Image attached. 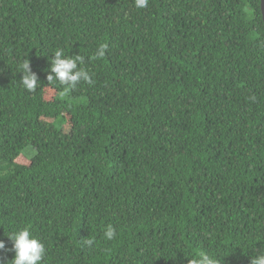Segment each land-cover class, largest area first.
<instances>
[{
	"label": "trees",
	"instance_id": "16d2710c",
	"mask_svg": "<svg viewBox=\"0 0 264 264\" xmlns=\"http://www.w3.org/2000/svg\"><path fill=\"white\" fill-rule=\"evenodd\" d=\"M58 48L91 85L47 81ZM18 227L42 264H250L264 246L261 0H0V259Z\"/></svg>",
	"mask_w": 264,
	"mask_h": 264
},
{
	"label": "clouds",
	"instance_id": "9594fccd",
	"mask_svg": "<svg viewBox=\"0 0 264 264\" xmlns=\"http://www.w3.org/2000/svg\"><path fill=\"white\" fill-rule=\"evenodd\" d=\"M148 5V0H135L137 8H145ZM104 47L100 46L96 55H104ZM50 64L47 74V81L58 83L61 86L75 88L80 81H84L91 85L93 80L89 73L78 64L82 63V57L79 55L66 54L63 48H58L54 51V56L49 57ZM20 72L23 73L21 83L28 91H35L39 84L37 74L32 70L29 61L27 60L22 66ZM104 238L113 240L116 236V231L112 226H107L104 229ZM11 242V248L8 251L14 253L11 260L0 259V264H42L46 249L44 243L39 240L28 227H18L10 231L7 235ZM88 245L94 243L89 239L86 241ZM6 249V242L0 239V251ZM188 257L193 261V264H220L217 258H213L205 252L198 254H190ZM250 264H264V246L256 251L251 257Z\"/></svg>",
	"mask_w": 264,
	"mask_h": 264
},
{
	"label": "rangeland",
	"instance_id": "374dc122",
	"mask_svg": "<svg viewBox=\"0 0 264 264\" xmlns=\"http://www.w3.org/2000/svg\"><path fill=\"white\" fill-rule=\"evenodd\" d=\"M45 97H46L47 99H52V97H53V92L47 90L46 93H45ZM61 121H63V124H64L63 128H64V130H65V131H68V130L70 129V124H69V122H67L65 119H61ZM17 162H18V163H23V164H25V163H26V164L29 163L28 159L24 158L23 156H20V157L17 159Z\"/></svg>",
	"mask_w": 264,
	"mask_h": 264
},
{
	"label": "water",
	"instance_id": "95a60500",
	"mask_svg": "<svg viewBox=\"0 0 264 264\" xmlns=\"http://www.w3.org/2000/svg\"><path fill=\"white\" fill-rule=\"evenodd\" d=\"M261 12H262V17L264 21V0H261Z\"/></svg>",
	"mask_w": 264,
	"mask_h": 264
}]
</instances>
